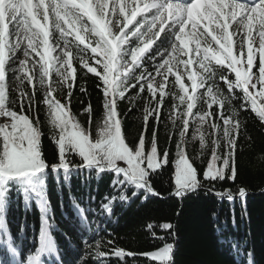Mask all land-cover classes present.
<instances>
[{
    "label": "snow or ice",
    "instance_id": "obj_1",
    "mask_svg": "<svg viewBox=\"0 0 264 264\" xmlns=\"http://www.w3.org/2000/svg\"><path fill=\"white\" fill-rule=\"evenodd\" d=\"M77 63L96 77L102 94L103 124L95 136L93 106L83 109L87 128L69 107ZM169 84L176 90H169ZM61 88H67L64 102L56 96ZM80 91L86 93L84 87ZM169 96L168 141L176 153L172 195L186 196L205 182L235 181L241 111L250 110L264 125V0H0V234L9 237L6 248H0V264H46L45 256L63 264L49 231L44 195L49 171L62 172L64 180L73 170L112 174L110 187L118 194L106 195L100 206L109 216L117 201L159 196L151 177L169 164L170 150L161 151L158 141ZM125 99L130 105L144 100L143 127L131 143L118 109ZM38 104L46 106L48 122L59 133L52 137L58 154L52 165L41 147ZM200 104L206 108L194 111ZM192 125L191 139L211 154L202 179L187 151ZM69 155L77 156L78 163ZM10 190L22 191L26 204L34 194L41 209L38 247L27 254L12 242L3 218ZM216 195L231 202L235 195L245 197L246 190ZM73 205L86 220L84 210ZM82 244L90 247L87 238ZM95 245L92 259L109 255L100 251L99 239ZM173 250L166 243L143 255L173 264ZM112 254L120 261L137 255L118 248ZM89 255L76 264H89Z\"/></svg>",
    "mask_w": 264,
    "mask_h": 264
},
{
    "label": "trees",
    "instance_id": "obj_2",
    "mask_svg": "<svg viewBox=\"0 0 264 264\" xmlns=\"http://www.w3.org/2000/svg\"><path fill=\"white\" fill-rule=\"evenodd\" d=\"M75 66L77 79L69 105L71 115L84 127H89L83 109L90 103L94 109L91 131L95 136L97 126L103 124L102 94L97 88L96 77L91 73L85 74L78 63ZM81 87L86 89V93L80 91ZM168 87L171 91L176 90L171 84ZM66 93L67 88H61L56 96L64 102ZM172 103V98L167 97L158 136L161 151L170 150L169 164L151 177L152 186L159 196L149 195L147 199L138 196L127 202L117 201L109 216L101 211L100 206L106 195L118 194L110 187L112 174L98 177L85 170H73L69 179L64 180L62 172L57 176L49 171L44 189L51 224L49 231L63 264H76L77 259L86 253H90L89 264H100L92 259L97 239L101 241L100 251L109 254L103 257L106 264H159L143 254L154 252L166 243L174 245L173 264H248V253H251L253 264H264V125L250 110L241 111L239 119L244 127L238 140L236 180L205 182L204 187L196 192L176 197L172 195L176 153L174 143L168 141L172 126L167 119ZM143 104V99L133 101L131 105L125 99L118 104L122 129L129 143L134 142L142 130ZM233 105L238 107L239 101L234 100ZM204 108L206 105L200 104L194 111ZM35 114L39 117L43 133V155L52 165L58 160L57 146L52 137H58L59 133L49 124L45 105L38 104ZM193 130L194 125L190 126L187 151L202 179L211 154L209 149L202 152L198 139H191ZM68 159L74 163L79 161L75 155H69ZM241 187L246 190L243 198L235 195ZM225 190H231L235 195L233 201L216 195ZM131 191L128 190L129 196ZM74 201L84 210L86 220L83 222L73 205ZM3 218L12 242L22 254L38 247L41 209L34 194L26 204L22 191L10 190ZM163 223H170L172 228L162 229L160 225ZM7 238L0 234V248H6ZM82 238L88 239L89 248L83 246ZM109 240L113 243L108 244ZM114 248L137 255L120 261L112 254ZM2 254L0 252V256Z\"/></svg>",
    "mask_w": 264,
    "mask_h": 264
},
{
    "label": "rangeland",
    "instance_id": "obj_3",
    "mask_svg": "<svg viewBox=\"0 0 264 264\" xmlns=\"http://www.w3.org/2000/svg\"><path fill=\"white\" fill-rule=\"evenodd\" d=\"M103 257H100V258H98L97 260L100 262V264H101V262H103V264H105L104 263V260L102 259Z\"/></svg>",
    "mask_w": 264,
    "mask_h": 264
}]
</instances>
